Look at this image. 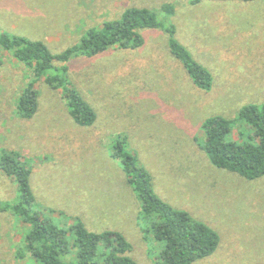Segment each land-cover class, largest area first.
Returning a JSON list of instances; mask_svg holds the SVG:
<instances>
[{"label": "rangeland", "instance_id": "rangeland-1", "mask_svg": "<svg viewBox=\"0 0 264 264\" xmlns=\"http://www.w3.org/2000/svg\"><path fill=\"white\" fill-rule=\"evenodd\" d=\"M132 6L155 10L162 22L139 29L141 46L67 62L65 77L97 112L92 125L77 123L63 88L44 80L36 113L22 116L19 96L32 72L0 48V157L15 152L30 167L35 210L68 230L81 220L94 232L118 231L137 264H159L161 243L112 156L113 141L127 135L155 192L218 233L216 250L193 264H264V175L249 179L216 166L203 129L210 116L234 119L243 106L264 104V0H0V31L44 40L60 53ZM172 24L211 71L210 90L197 87L170 52ZM248 134L253 129L239 121L232 138ZM19 199L16 179L0 169V204ZM28 231L13 208L0 210V264H41L24 246Z\"/></svg>", "mask_w": 264, "mask_h": 264}, {"label": "trees", "instance_id": "trees-1", "mask_svg": "<svg viewBox=\"0 0 264 264\" xmlns=\"http://www.w3.org/2000/svg\"><path fill=\"white\" fill-rule=\"evenodd\" d=\"M201 0H191L199 3ZM162 10L172 14L174 7L164 4ZM162 22L155 10L132 6L120 19L108 20L100 28L88 29L85 37L63 52L55 53L40 39L0 31V48L7 50L31 70L29 82L19 96L18 112L32 117L39 105L38 83L46 81L53 88L62 87L70 105V113L81 125H92L97 112L72 85L64 73L73 56H94L111 47L136 48L143 44L141 28H158ZM170 52L182 62L195 85L210 90L213 76L199 63L191 51L176 38V28L166 27ZM58 63H63L59 66ZM239 121L253 129L243 142L232 138ZM206 135L204 150L218 167L254 179L264 175V104L243 106L237 118L220 115L208 117L203 123ZM128 137L121 134L113 141L112 156L120 160L129 184L142 201L149 216L147 231L161 243L159 264H193L212 254L220 241L218 233L204 222L194 219L185 210L174 208L156 192L149 171L137 155L127 148ZM0 169L17 181L20 199L14 204H0V210L13 208L29 225L24 246L41 264H137L128 255L131 244L118 231L94 232L77 220L70 230L55 223L44 211L35 210V197L30 186L31 169L17 153L0 157ZM71 232V235L69 233ZM24 255L22 251L19 255Z\"/></svg>", "mask_w": 264, "mask_h": 264}]
</instances>
